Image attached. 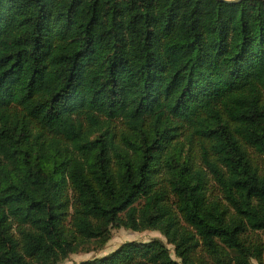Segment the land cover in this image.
I'll return each instance as SVG.
<instances>
[{
	"label": "trees",
	"instance_id": "1",
	"mask_svg": "<svg viewBox=\"0 0 264 264\" xmlns=\"http://www.w3.org/2000/svg\"><path fill=\"white\" fill-rule=\"evenodd\" d=\"M115 227L77 264H264V1L0 0V264Z\"/></svg>",
	"mask_w": 264,
	"mask_h": 264
},
{
	"label": "rangeland",
	"instance_id": "2",
	"mask_svg": "<svg viewBox=\"0 0 264 264\" xmlns=\"http://www.w3.org/2000/svg\"><path fill=\"white\" fill-rule=\"evenodd\" d=\"M153 238L164 239L162 235L155 230L133 231L130 229H125L123 227H115L112 229L110 239L105 243V245L101 249L80 251L77 253L70 254L65 260L61 261L59 264H77L82 260L107 255L124 242L148 241Z\"/></svg>",
	"mask_w": 264,
	"mask_h": 264
},
{
	"label": "water",
	"instance_id": "3",
	"mask_svg": "<svg viewBox=\"0 0 264 264\" xmlns=\"http://www.w3.org/2000/svg\"><path fill=\"white\" fill-rule=\"evenodd\" d=\"M218 1L225 2V3H238L242 0H218ZM261 1H264V0H261Z\"/></svg>",
	"mask_w": 264,
	"mask_h": 264
}]
</instances>
